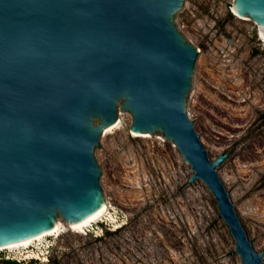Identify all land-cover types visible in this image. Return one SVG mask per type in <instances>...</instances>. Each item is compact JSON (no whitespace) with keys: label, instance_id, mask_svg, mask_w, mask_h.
Wrapping results in <instances>:
<instances>
[{"label":"water","instance_id":"95a60500","mask_svg":"<svg viewBox=\"0 0 264 264\" xmlns=\"http://www.w3.org/2000/svg\"><path fill=\"white\" fill-rule=\"evenodd\" d=\"M184 1L0 0V244L100 207L95 148L124 100L132 130L162 131L208 186L242 264H263L218 176L228 156L211 162L187 114L198 51L173 24ZM234 8L264 36V0Z\"/></svg>","mask_w":264,"mask_h":264},{"label":"rangeland","instance_id":"374dc122","mask_svg":"<svg viewBox=\"0 0 264 264\" xmlns=\"http://www.w3.org/2000/svg\"><path fill=\"white\" fill-rule=\"evenodd\" d=\"M234 1L185 0L173 24L198 51L187 114L211 162L228 156L218 176L264 264V42ZM118 116L120 126L105 136L106 128L95 148L113 220L2 251L0 264H242L213 193L191 180L173 141L160 130L135 137L124 100Z\"/></svg>","mask_w":264,"mask_h":264},{"label":"bare ground","instance_id":"6f19581e","mask_svg":"<svg viewBox=\"0 0 264 264\" xmlns=\"http://www.w3.org/2000/svg\"><path fill=\"white\" fill-rule=\"evenodd\" d=\"M234 13L239 17H248V16H244L243 13L237 10L236 8H234ZM257 26L259 29L258 36L260 40L264 42L263 27L262 25H259V24H257ZM119 118H120V121L118 122ZM118 119L112 126H110L109 128L105 130V136L120 126L121 117L118 116ZM133 134L135 137L141 136L140 132L133 131ZM145 136L148 137V135H145ZM174 147L178 149L176 145H174ZM110 210H111V206L109 205V203L102 199V204L100 205V207L97 210H95L85 221L80 222V223L68 221V223H64L62 220L55 218L54 224L43 232L37 233L28 239L21 240L15 243L0 244V252L7 251V250L17 251L20 249H27L31 247L33 244L41 242L44 238L48 236L57 235L66 230H70L72 232L74 231L75 233H78V234L82 233L84 230H87L88 228H91L92 226L105 220L107 216L109 217L108 219L113 220V217H110V214H111Z\"/></svg>","mask_w":264,"mask_h":264},{"label":"trees","instance_id":"16d2710c","mask_svg":"<svg viewBox=\"0 0 264 264\" xmlns=\"http://www.w3.org/2000/svg\"><path fill=\"white\" fill-rule=\"evenodd\" d=\"M7 263L8 264H17V262H15V261H8Z\"/></svg>","mask_w":264,"mask_h":264}]
</instances>
